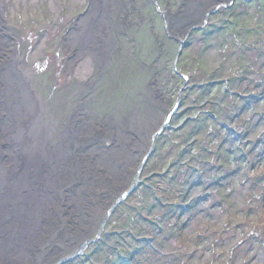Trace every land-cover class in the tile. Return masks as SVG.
I'll list each match as a JSON object with an SVG mask.
<instances>
[{"label": "rangeland", "instance_id": "obj_1", "mask_svg": "<svg viewBox=\"0 0 264 264\" xmlns=\"http://www.w3.org/2000/svg\"><path fill=\"white\" fill-rule=\"evenodd\" d=\"M1 1L48 156L4 137L0 264H264V0Z\"/></svg>", "mask_w": 264, "mask_h": 264}, {"label": "bare ground", "instance_id": "obj_2", "mask_svg": "<svg viewBox=\"0 0 264 264\" xmlns=\"http://www.w3.org/2000/svg\"><path fill=\"white\" fill-rule=\"evenodd\" d=\"M1 2L2 1L0 0V4H1L0 12L2 11ZM14 60H16V58H14ZM14 60L11 59L12 62H7L9 63L8 65H5L4 67L2 66L0 67L1 69L0 70V89L4 87V89L1 90L0 93L2 94L5 93V96L11 95L12 97H15L17 104L16 105L13 104V109H11V112L15 111V114L17 113L18 116L21 114L20 115L21 118L16 119L15 117L11 116V114H9L7 115V118L0 119V123L4 124L3 127L0 126L3 132V139L0 140V174L3 172V170H5V167H6L5 163L9 162V160L6 162L2 160L3 157L8 155V153L5 154L7 150L6 149L4 150L3 148L6 146V145H3L4 143H6L4 137H7L10 140H12L13 146H11L10 148L16 149V147L19 146V148L23 150L22 153H25L24 160H22L21 163L28 162L27 160L29 159L30 162L34 164L33 162H36L38 160L40 161L43 156H48L47 155L48 152L41 142L42 139L39 140L40 139L39 132H38L39 131V122H38L39 115H38V106H36V98H34L35 95L33 93L31 95L28 92L27 94L25 93L26 90L24 89L25 87H24V77H23L24 70L21 68L20 65L13 62ZM5 84H10V85L12 84V85L8 86ZM6 119H8L7 123H6L7 121ZM56 155H60V153H57ZM11 163L13 162L11 161ZM12 165H14V163ZM34 165L37 166V168H39V163L34 164ZM10 167L11 168H9L8 170L13 169L12 166ZM38 171L33 169L32 167V171L21 172L22 179L27 178V175L33 176V180H30V181L34 182L35 189L30 188V191L27 192L28 196L31 197L33 201L35 200L37 201V198H39V194H40L39 192L44 189V188L42 189V185L41 187H39L41 190H38L36 188L38 187L37 183L39 182L37 181L39 179L37 176ZM6 172H7V169H6ZM2 177L3 175H0V224H1L0 231L1 232L4 231L5 233H7L9 236V240L4 239L6 243L5 242L2 243V247L0 248L3 249L6 246V248H12V249L16 248L20 250V248L22 249L21 247L22 238H19V235H15L11 231L9 232L10 229H8L6 226H3L2 223L4 222V220L8 218V220L16 224L18 228L19 226L20 228L23 227V225L26 224L23 217L26 216L28 211H31V210L34 211L35 206H33V203L31 204L28 201H25V202L23 201L24 203L18 204V206L16 207L18 203L17 201H19V203H21L20 201H22V199L17 200V197H16L17 194L15 193V190L17 188L16 183L9 184V182L3 179L4 177L3 178ZM36 177L38 179H36ZM20 185L22 186V182L20 183ZM22 196L24 200H25V197H28L24 195ZM8 203H11V206L7 205ZM18 216L20 218H17ZM15 229L16 227H13V230ZM19 258L23 259L22 256Z\"/></svg>", "mask_w": 264, "mask_h": 264}, {"label": "water", "instance_id": "obj_3", "mask_svg": "<svg viewBox=\"0 0 264 264\" xmlns=\"http://www.w3.org/2000/svg\"><path fill=\"white\" fill-rule=\"evenodd\" d=\"M159 132V131H158ZM146 160V157L144 158V160H143V162ZM139 172V171H138ZM134 187H132V188H130V189H128V190H126V191H124L119 197H118V199L115 201V203L112 205V207L109 209V210H111L112 208H113V206L120 200V199H122L124 196H126L127 195V193L129 192V191H131L132 189H133ZM102 228V227H101ZM101 228L99 229V231L101 230ZM85 244H83L79 249H78V252H80V250L83 248V246H84Z\"/></svg>", "mask_w": 264, "mask_h": 264}]
</instances>
